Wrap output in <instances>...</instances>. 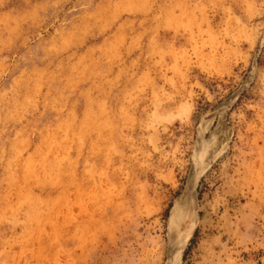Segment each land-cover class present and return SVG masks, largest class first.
<instances>
[{
	"label": "rangeland",
	"instance_id": "374dc122",
	"mask_svg": "<svg viewBox=\"0 0 264 264\" xmlns=\"http://www.w3.org/2000/svg\"><path fill=\"white\" fill-rule=\"evenodd\" d=\"M178 251L264 264V0H0V264Z\"/></svg>",
	"mask_w": 264,
	"mask_h": 264
},
{
	"label": "bare ground",
	"instance_id": "6f19581e",
	"mask_svg": "<svg viewBox=\"0 0 264 264\" xmlns=\"http://www.w3.org/2000/svg\"><path fill=\"white\" fill-rule=\"evenodd\" d=\"M213 137H214V132L212 133ZM223 150H219L217 151L216 153H214L210 159L207 161V163L201 168V170L199 171V173L196 175V179L198 178V176L202 173V171H204L209 165L210 163L217 157L219 156L221 153H222ZM176 204L177 202L175 203V205L171 208L170 210V213H169V216H168V227H169V230L172 231H177L179 235H183L185 236L189 227H190V224H191V215H190V211L188 210L187 214L184 216V219L182 220V222H180V224H178V213L176 211ZM178 254H175L173 256V262L172 264H177V260L179 258V254H180V251L177 252Z\"/></svg>",
	"mask_w": 264,
	"mask_h": 264
}]
</instances>
